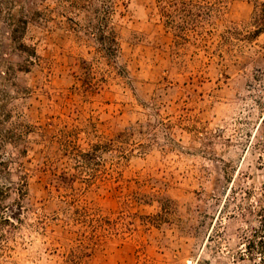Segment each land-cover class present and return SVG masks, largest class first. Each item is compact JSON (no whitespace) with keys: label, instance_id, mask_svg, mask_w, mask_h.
<instances>
[{"label":"rangeland","instance_id":"rangeland-1","mask_svg":"<svg viewBox=\"0 0 264 264\" xmlns=\"http://www.w3.org/2000/svg\"><path fill=\"white\" fill-rule=\"evenodd\" d=\"M171 1L124 0L114 59L99 54L84 11L64 18L56 0L37 1L58 12L30 20L39 62L15 81L20 111L42 130L20 160L27 195L6 201L24 209L2 231L0 264H264L249 246L264 209L259 3L185 0L192 18ZM75 148H96L99 167H79Z\"/></svg>","mask_w":264,"mask_h":264},{"label":"trees","instance_id":"trees-1","mask_svg":"<svg viewBox=\"0 0 264 264\" xmlns=\"http://www.w3.org/2000/svg\"><path fill=\"white\" fill-rule=\"evenodd\" d=\"M37 1L44 0H0V20L6 24L8 32L3 40H8L15 51L26 56L24 63H14L6 58L1 48L3 40L0 37V241L7 240V235L2 231L5 227H15L21 222L24 206L21 202L12 210L6 201L10 194L15 192L19 199L27 195L28 172L21 158L27 155V146L30 137L40 134L42 127L28 121L17 101L20 95L26 94L19 88L15 81L18 72H28L32 65L38 64L39 56L35 46L25 42V35L30 23L34 20L40 24L49 19L48 13H57L55 8H45L47 11L37 8ZM57 6L62 9L59 15L70 18L66 12L70 10L84 11L88 31L99 44L98 52L101 56L114 59L119 50V41L113 20L119 13L120 5H125L124 0H56ZM259 3L260 14L256 15L257 29L255 33L264 30V0H254ZM27 3H31L29 8ZM175 6L176 13H182L187 17L194 16L193 5L185 0H173L168 3ZM58 9V8H57ZM165 12V11H164ZM170 23H173L171 13L165 12ZM200 16V15H198ZM55 17V16H54ZM201 17V16H200ZM193 18V17H192ZM50 19H54L51 16ZM183 38V36H179ZM74 157L79 158L77 165L81 168L98 165V150L82 151L75 148ZM17 166L18 172L14 178L13 167ZM87 179V178H84ZM10 211V212H9ZM19 213V214H18ZM261 216V227L255 229L253 237L258 240H249L251 251L259 249L264 252V209ZM8 232V231H6Z\"/></svg>","mask_w":264,"mask_h":264}]
</instances>
